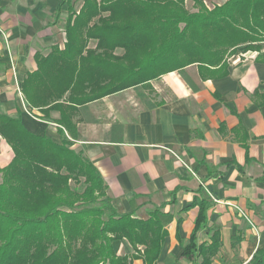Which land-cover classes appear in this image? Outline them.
<instances>
[{
    "label": "crops",
    "instance_id": "0c3cea01",
    "mask_svg": "<svg viewBox=\"0 0 264 264\" xmlns=\"http://www.w3.org/2000/svg\"><path fill=\"white\" fill-rule=\"evenodd\" d=\"M207 1V8L220 4ZM62 2L0 0V34L12 44L7 55L0 41V114H20L28 131L57 144L59 113L48 120L31 109L21 83L37 69L36 53L63 49ZM258 46L236 47L222 68L192 64L77 106L73 135L63 129L71 149L99 172L118 214L170 216L155 264H193L181 255L196 227L198 246L218 245L211 264H247L264 248V42ZM12 157L0 138V167ZM112 248L128 264H145L141 245L116 240Z\"/></svg>",
    "mask_w": 264,
    "mask_h": 264
},
{
    "label": "trees",
    "instance_id": "16d2710c",
    "mask_svg": "<svg viewBox=\"0 0 264 264\" xmlns=\"http://www.w3.org/2000/svg\"><path fill=\"white\" fill-rule=\"evenodd\" d=\"M80 1L75 10L72 0H63V49L36 53L37 69L21 83L31 109L48 120L51 111L59 113L61 144L28 131L20 114H0V138L13 152L0 169V264H128L115 255L116 240L143 246L144 263L155 264L170 216L155 211L142 221L118 214L99 172L71 149L63 129L73 135L77 106L192 64L222 68L236 47L255 50L264 42V0H227L212 9L190 0L194 12L186 0ZM71 183L84 188L76 191ZM197 228L181 256L211 264L218 245L198 246ZM247 264H264V248Z\"/></svg>",
    "mask_w": 264,
    "mask_h": 264
},
{
    "label": "rangeland",
    "instance_id": "374dc122",
    "mask_svg": "<svg viewBox=\"0 0 264 264\" xmlns=\"http://www.w3.org/2000/svg\"><path fill=\"white\" fill-rule=\"evenodd\" d=\"M203 1V3H204V5H205V7L207 8V5H208V1L207 0H202ZM227 0H220L219 1V5H222L224 2H226ZM81 5V1L80 0H72V7L75 9V10H78V8H79V6ZM210 6V5H209ZM215 6H218V5H215ZM185 7H186V9L188 10V11H192V12H194L195 11V9H194V11L192 10V3H191V1L190 0H186L185 1ZM213 7H208V9H212ZM63 12H65L66 13V6H64L63 7V10H62ZM65 18L63 17V18H61V17H56V20H57V23L59 22V29H61L60 30V32H59V37H57V41H59L60 40V42H59V44L60 43H62V41H63V39H64V36H63V29H64V24H65V20H64ZM60 38V39H59ZM0 41H1V43L3 44V47H5V51H6V53H7V55H9V50H11L10 49V47H12L11 45V43L9 42V37H8V35H7V33L5 32V33H3V34H0ZM14 46V45H13ZM90 46H93V42H91L90 43ZM122 52L121 51H117V54H121ZM229 55H231V54H229ZM229 55H227L226 57H225V61H226V59L228 58V56ZM9 116V115H8ZM11 117V116H10ZM59 127V126H58ZM64 137H65V133H64ZM62 141V140H61ZM11 149V148H10ZM13 158V157H12ZM12 160V159H11ZM10 160V161H11ZM9 161V162H10ZM9 164V163H8ZM8 164H6V165H8ZM6 165H4L3 167H5ZM3 167H0V169H2ZM71 188L72 189H74V190H76V191H82V189L84 188V185L82 184V183H80V184H74V183H71Z\"/></svg>",
    "mask_w": 264,
    "mask_h": 264
}]
</instances>
